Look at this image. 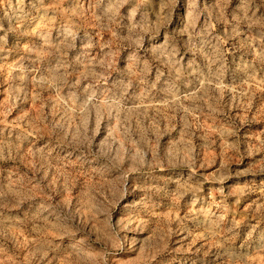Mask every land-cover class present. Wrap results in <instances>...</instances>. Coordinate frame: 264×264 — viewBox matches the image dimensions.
Masks as SVG:
<instances>
[{"label":"rangeland","instance_id":"rangeland-1","mask_svg":"<svg viewBox=\"0 0 264 264\" xmlns=\"http://www.w3.org/2000/svg\"><path fill=\"white\" fill-rule=\"evenodd\" d=\"M0 264H264V0H0Z\"/></svg>","mask_w":264,"mask_h":264}]
</instances>
